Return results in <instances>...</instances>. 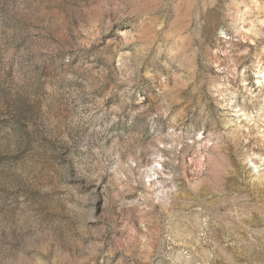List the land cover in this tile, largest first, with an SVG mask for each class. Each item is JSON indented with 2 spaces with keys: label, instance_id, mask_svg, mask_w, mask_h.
<instances>
[{
  "label": "rangeland",
  "instance_id": "374dc122",
  "mask_svg": "<svg viewBox=\"0 0 264 264\" xmlns=\"http://www.w3.org/2000/svg\"><path fill=\"white\" fill-rule=\"evenodd\" d=\"M0 264H264V0H0Z\"/></svg>",
  "mask_w": 264,
  "mask_h": 264
}]
</instances>
